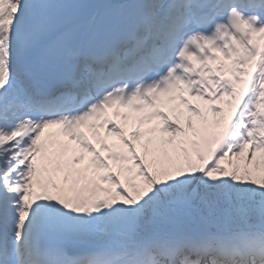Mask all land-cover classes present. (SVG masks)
I'll list each match as a JSON object with an SVG mask.
<instances>
[{
  "label": "snow or ice",
  "instance_id": "6c2138e0",
  "mask_svg": "<svg viewBox=\"0 0 264 264\" xmlns=\"http://www.w3.org/2000/svg\"><path fill=\"white\" fill-rule=\"evenodd\" d=\"M0 264H264V0H0Z\"/></svg>",
  "mask_w": 264,
  "mask_h": 264
},
{
  "label": "rangeland",
  "instance_id": "374dc122",
  "mask_svg": "<svg viewBox=\"0 0 264 264\" xmlns=\"http://www.w3.org/2000/svg\"><path fill=\"white\" fill-rule=\"evenodd\" d=\"M137 147H138V149H139V148H140V145L138 144Z\"/></svg>",
  "mask_w": 264,
  "mask_h": 264
},
{
  "label": "bare ground",
  "instance_id": "6f19581e",
  "mask_svg": "<svg viewBox=\"0 0 264 264\" xmlns=\"http://www.w3.org/2000/svg\"><path fill=\"white\" fill-rule=\"evenodd\" d=\"M190 97V96H189Z\"/></svg>",
  "mask_w": 264,
  "mask_h": 264
}]
</instances>
